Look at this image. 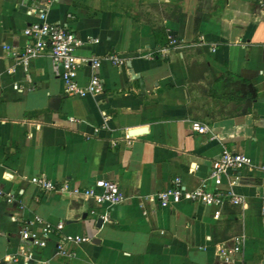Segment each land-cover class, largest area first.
I'll return each mask as SVG.
<instances>
[{"label": "crops", "instance_id": "crops-1", "mask_svg": "<svg viewBox=\"0 0 264 264\" xmlns=\"http://www.w3.org/2000/svg\"><path fill=\"white\" fill-rule=\"evenodd\" d=\"M32 4L81 38L77 56L101 59L104 93L67 96L47 50L24 71L13 51L27 43L23 29L37 16L22 0H0V260L17 250L24 221L38 215L62 220L64 227L45 248L33 249L36 259L29 264H215V244H229L236 235L243 236V247L234 264H264V0ZM156 30L180 44L160 45ZM112 54L123 59L120 66L105 59ZM90 75L84 66L77 80L83 85ZM194 121L208 131L193 130ZM136 128L145 130L126 139ZM224 148L251 160L221 185L228 188L238 176L232 190L243 196L244 207H161L145 198L175 176L186 188L197 186ZM37 174L79 188L111 179L124 200L110 210V221L97 226L104 206L41 191L28 180ZM61 233L91 240L64 256L56 253Z\"/></svg>", "mask_w": 264, "mask_h": 264}, {"label": "built area", "instance_id": "built-area-1", "mask_svg": "<svg viewBox=\"0 0 264 264\" xmlns=\"http://www.w3.org/2000/svg\"><path fill=\"white\" fill-rule=\"evenodd\" d=\"M31 0H22V5L26 6L29 14L35 13L37 19L32 21L23 29V34L28 41L21 50L13 51L14 59L24 71L28 70L30 61L41 56L45 50L48 51L51 70L53 74L63 82V90L67 96L72 97H99L104 93V83L99 75L98 69L101 65V59L98 57H80L75 51L83 43L76 33L70 30L66 23L50 22L47 19L46 12L38 4L28 6ZM170 46H178L180 42L170 36ZM5 49L9 47L6 45ZM106 60L116 66L123 63V59L117 55H107ZM89 66L91 75L85 84H80L77 80V74L82 67ZM12 67L9 71H14ZM71 121L77 119L70 117ZM104 127V126H102ZM193 130L200 133L208 131L207 125L199 122H192ZM99 128L95 127L94 131ZM131 135L125 134L126 139ZM115 146L116 141H111ZM252 165L250 158L241 152H236L224 148L220 154L212 160L209 174L197 186L186 188L180 176H175L171 183L163 190L153 194L146 195L145 198L155 199L161 207L176 205L181 202L200 203L206 206H222L224 203L245 206L243 196L236 194L232 186L238 182L239 177L233 176L229 180V187L222 189L224 176L229 172L237 171L245 166ZM264 169V167H262ZM8 179V175H4ZM30 183L34 184L41 191H56L62 194L82 196L91 199L95 204L104 206V210L98 214L102 221H110V210L124 200V196L119 189L118 183L111 179L99 178L94 181L90 187L79 188L72 186L70 181L55 182L44 174L32 175L28 178ZM212 181L213 186H209ZM13 195L8 194V201H11ZM264 200V195L262 196ZM264 219V204L261 207ZM64 227V221L51 223L42 217L35 215L32 219L24 221L19 230L20 243L14 253L5 255L0 264L6 261L29 264L35 260L33 249L35 247L45 248L49 238L57 232H61ZM91 240V237L61 233L56 242V253L64 256L73 254L72 246L82 244ZM243 247V236L236 235L230 239V243L220 242L215 244L216 262L215 264H234L236 256ZM39 264H50L46 260H36Z\"/></svg>", "mask_w": 264, "mask_h": 264}, {"label": "trees", "instance_id": "trees-1", "mask_svg": "<svg viewBox=\"0 0 264 264\" xmlns=\"http://www.w3.org/2000/svg\"><path fill=\"white\" fill-rule=\"evenodd\" d=\"M154 34H155V36H156V40H157V41L160 40V41H159V44H160V45L163 46V45L169 43V37H167L166 32L161 31V33H160L159 31L156 30V31L154 32Z\"/></svg>", "mask_w": 264, "mask_h": 264}, {"label": "water", "instance_id": "water-1", "mask_svg": "<svg viewBox=\"0 0 264 264\" xmlns=\"http://www.w3.org/2000/svg\"><path fill=\"white\" fill-rule=\"evenodd\" d=\"M143 130H145V129H144V128L131 129V130L129 131V135H133V134L138 133V132L143 131ZM101 223H102V219L99 218V219L97 220V226H99Z\"/></svg>", "mask_w": 264, "mask_h": 264}]
</instances>
